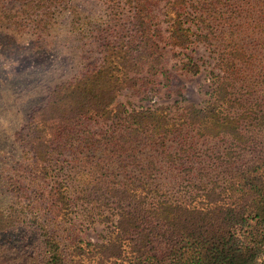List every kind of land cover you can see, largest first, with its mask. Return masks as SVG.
I'll use <instances>...</instances> for the list:
<instances>
[{
  "label": "rangeland",
  "instance_id": "obj_1",
  "mask_svg": "<svg viewBox=\"0 0 264 264\" xmlns=\"http://www.w3.org/2000/svg\"><path fill=\"white\" fill-rule=\"evenodd\" d=\"M166 1L159 0L153 8L158 21L164 20ZM224 1L219 10L224 17L237 16V37L225 26L223 32H216L218 40L210 31L194 27L197 34L187 54L200 67L199 74L174 68L179 63L176 50L161 44L168 80L158 76L151 83L140 82L118 98L116 109L122 110L121 118L133 110L163 108L177 125L176 133L167 139L145 137L125 143L120 142L127 132L123 121L89 120L80 127V138L73 146L54 154V172L43 186L49 192L59 183L71 199L70 210L58 219L64 248L75 245L74 250L81 245L88 249V242L101 243L109 236L118 212L108 194L111 187L128 183L140 187V193L145 180L162 198L203 205L204 195L223 190L233 175L246 171L259 157L257 151L264 146V0ZM125 3L0 0V206L11 201L4 180L25 173L22 169L28 164L18 131L34 110L48 104L59 86L101 65L105 46L117 42L132 26ZM166 27L161 25L163 30ZM232 40L243 57L231 54ZM224 61L235 63L228 99L233 102L231 115L242 121L245 137L239 141L231 136L203 137L198 127L186 123L188 107L202 108L215 101V75L224 74ZM125 209L133 207L126 205ZM153 224L145 220L141 229L150 232ZM165 230L162 227L159 236H169ZM13 244L26 246L20 240ZM39 253L32 256L31 251L14 249L5 256L0 253V264H38ZM80 258L82 264H97L88 250Z\"/></svg>",
  "mask_w": 264,
  "mask_h": 264
},
{
  "label": "trees",
  "instance_id": "obj_2",
  "mask_svg": "<svg viewBox=\"0 0 264 264\" xmlns=\"http://www.w3.org/2000/svg\"><path fill=\"white\" fill-rule=\"evenodd\" d=\"M223 4L224 0H168L164 20L158 21L153 8L159 0H126L132 26L117 42L105 46L101 65L59 86L17 133L28 164L22 169L25 173L4 180L11 201L0 206V239L5 241L0 243L1 254L20 249L33 256L40 251L38 264H82L80 256L86 250L97 264H264V146L256 149L255 163L233 175L223 190L204 195L203 205L162 198L145 180L140 193V187L128 183L109 188L118 207L116 223L103 242H88V249L77 244L74 250L75 245L63 247L58 219L72 202L65 186L56 183L58 187L49 192L43 186L54 172V154L73 146L85 121H123L127 132L120 142L125 143L145 137L167 139L176 133L177 125L163 108L133 110L121 118L118 98L140 82L151 83L158 76L168 80L161 44L176 50L179 63L174 68L199 74L200 67L187 54L197 34L194 27L215 37L225 26L237 37L238 18L224 17L219 10ZM204 37L208 41L209 36ZM235 42L229 43L234 58V53L242 56ZM224 62V74L215 75V101L202 108L188 107L186 123L198 127L203 137L231 136L239 141L245 137L242 121L231 115L233 102L228 99L235 63ZM126 205L133 210L126 211ZM145 220L154 223L150 232L141 229ZM162 227L169 236H159ZM33 239L37 247L32 248ZM16 240L26 246L18 248L13 244Z\"/></svg>",
  "mask_w": 264,
  "mask_h": 264
}]
</instances>
